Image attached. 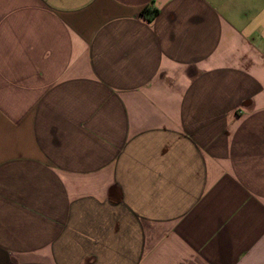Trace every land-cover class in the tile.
<instances>
[{"label":"crops","instance_id":"obj_1","mask_svg":"<svg viewBox=\"0 0 264 264\" xmlns=\"http://www.w3.org/2000/svg\"><path fill=\"white\" fill-rule=\"evenodd\" d=\"M0 264H264V0H0Z\"/></svg>","mask_w":264,"mask_h":264},{"label":"trees","instance_id":"obj_2","mask_svg":"<svg viewBox=\"0 0 264 264\" xmlns=\"http://www.w3.org/2000/svg\"><path fill=\"white\" fill-rule=\"evenodd\" d=\"M142 15L146 20L152 21L158 15V11L156 9L146 7L142 10Z\"/></svg>","mask_w":264,"mask_h":264}]
</instances>
